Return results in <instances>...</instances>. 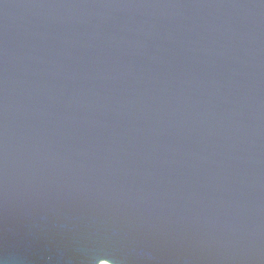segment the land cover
<instances>
[{"label": "water", "instance_id": "1", "mask_svg": "<svg viewBox=\"0 0 264 264\" xmlns=\"http://www.w3.org/2000/svg\"><path fill=\"white\" fill-rule=\"evenodd\" d=\"M2 264H264V0H0Z\"/></svg>", "mask_w": 264, "mask_h": 264}, {"label": "snow or ice", "instance_id": "2", "mask_svg": "<svg viewBox=\"0 0 264 264\" xmlns=\"http://www.w3.org/2000/svg\"><path fill=\"white\" fill-rule=\"evenodd\" d=\"M0 264H2V262H0ZM108 264H109V262H108Z\"/></svg>", "mask_w": 264, "mask_h": 264}]
</instances>
